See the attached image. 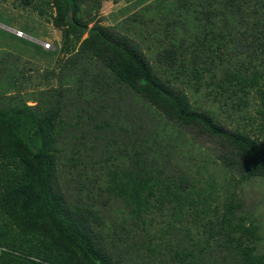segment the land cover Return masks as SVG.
<instances>
[{
    "label": "trees",
    "instance_id": "1",
    "mask_svg": "<svg viewBox=\"0 0 264 264\" xmlns=\"http://www.w3.org/2000/svg\"><path fill=\"white\" fill-rule=\"evenodd\" d=\"M119 2L105 26L98 0H23L62 30L53 51L0 29L70 53L33 89L0 51V264H264L242 249L264 188V0ZM190 130L213 149L190 137L185 171Z\"/></svg>",
    "mask_w": 264,
    "mask_h": 264
},
{
    "label": "rangeland",
    "instance_id": "2",
    "mask_svg": "<svg viewBox=\"0 0 264 264\" xmlns=\"http://www.w3.org/2000/svg\"><path fill=\"white\" fill-rule=\"evenodd\" d=\"M33 2L36 3V0H33ZM98 2H101V4H99L101 6L99 8L100 16L102 17L100 22L104 24L105 26L112 25L114 23V20H120L123 18V17L119 18V16L117 18H114L111 16L113 12L117 11L119 8L124 6L122 5V2H119V0H98ZM255 8L256 6L252 7V9H255ZM95 9H98L97 5L95 6ZM9 20H12V21L9 22ZM129 24L131 27L132 26L131 22ZM22 26H24L26 29L23 30L24 27ZM137 26L141 27L142 24L137 25ZM18 27L19 29L22 28V30L26 32L27 35L24 38L29 39L35 43L42 44V41H45V42H50L54 46H56V42L59 44V46L62 43V30L60 28L55 27L51 22H49L46 19L45 16H42L37 10H32L31 5L24 4L23 0H0V29H4V30L9 31L10 33H13L12 29L13 28L18 29ZM145 36H147L145 39H148V42L145 43L144 41L141 40L140 44L141 46L145 48L149 59L155 65L153 71L154 70L156 71L160 67H163V63L160 64L159 66H157L156 64L155 53L152 51V47H154L153 42L155 40L166 42V40L163 39V34H160V33L154 34L152 31L145 34ZM13 42H16V41H13L11 39H6L4 47L0 46V51L2 52V54L7 51H10V54H6V55L4 54V59H6L7 61H13V62L18 61L19 69L21 70V72L25 71L24 72L25 75H30V76L32 75V81H33L32 88L33 89H34L33 84L38 83L37 81L38 76H40L41 74L42 75L46 74L47 70H50L53 68L57 69L58 71L59 61L60 62L63 61L70 55V53H63V52H61L60 54H56L54 56H48L46 54L45 55H41V54L34 55L31 50H29L28 53L27 51L26 53L25 52L21 53V51L17 49L14 44H11ZM54 46L51 49L52 51L55 49ZM18 53L23 54L21 60L19 57H17ZM37 69L40 70V73L38 74L36 72ZM51 81L56 82V79L51 80ZM24 85H26L25 78L22 77L20 79V82L17 84V86L23 87L24 89L23 92H26L27 88L25 89ZM28 102L30 105H34L36 103L35 101H28ZM188 134L184 133V138L181 143V148H177L173 151V154H176L174 159L175 160L180 159L177 165L178 168H180V170H185V171L189 170L186 167V164L188 163V161L192 159L189 153L187 152V148L189 149L194 145L193 143H191L192 139L190 137H192L199 144V145L195 144L194 145L195 147L191 149L192 151L201 153L204 156V155H209L208 151L212 153V149H213V147L210 146L211 144L210 139L205 137L203 134L199 133L198 135L193 130L188 131ZM207 145L209 146L205 147ZM182 154L184 155L182 156ZM172 162L174 163L173 160ZM260 190L261 191L247 192L246 200L244 201L245 209L248 211L249 216H251L252 220L257 219V222L254 223V222L249 221L250 227H248L246 237L242 242V249L247 248L250 242H255L257 245L259 244L261 245V250L264 252V198L257 196L260 193L264 192V188H260ZM243 192L244 191L239 190L238 194L240 195ZM67 197L70 199V196L67 195ZM259 236H262V239L258 240ZM250 248H253V247H250ZM255 249H256L255 253H257L258 248H255ZM234 262H237V261L235 260ZM237 263L238 264H248L246 262L243 263L241 261Z\"/></svg>",
    "mask_w": 264,
    "mask_h": 264
},
{
    "label": "built area",
    "instance_id": "3",
    "mask_svg": "<svg viewBox=\"0 0 264 264\" xmlns=\"http://www.w3.org/2000/svg\"><path fill=\"white\" fill-rule=\"evenodd\" d=\"M14 32H15V34H17L18 36H21V37H25L27 35L23 30H15ZM42 46L47 50L53 48V45L50 42H44L43 41Z\"/></svg>",
    "mask_w": 264,
    "mask_h": 264
},
{
    "label": "clouds",
    "instance_id": "4",
    "mask_svg": "<svg viewBox=\"0 0 264 264\" xmlns=\"http://www.w3.org/2000/svg\"><path fill=\"white\" fill-rule=\"evenodd\" d=\"M69 12H70V11H69ZM12 30H13V33H15V32H14L15 30H22V29H16V28H13ZM24 32H25V31H24ZM25 33H26V32H25ZM16 35H17V34H16ZM23 38H24V37H23ZM42 42H43V41H42ZM44 42H45V41H44ZM41 45H42V44H41ZM52 45H53V44H52ZM53 46H54V45H53ZM54 47H55V46H54ZM51 49H52V48H51ZM51 49H48V50H51ZM46 50H47V49H46ZM191 162H192V159H191Z\"/></svg>",
    "mask_w": 264,
    "mask_h": 264
},
{
    "label": "water",
    "instance_id": "5",
    "mask_svg": "<svg viewBox=\"0 0 264 264\" xmlns=\"http://www.w3.org/2000/svg\"><path fill=\"white\" fill-rule=\"evenodd\" d=\"M69 16L71 17V19H73V9L72 8L70 9Z\"/></svg>",
    "mask_w": 264,
    "mask_h": 264
}]
</instances>
